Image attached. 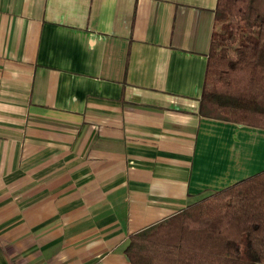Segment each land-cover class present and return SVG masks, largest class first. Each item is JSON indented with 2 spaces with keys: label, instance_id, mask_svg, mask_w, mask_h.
<instances>
[{
  "label": "crops",
  "instance_id": "crops-1",
  "mask_svg": "<svg viewBox=\"0 0 264 264\" xmlns=\"http://www.w3.org/2000/svg\"><path fill=\"white\" fill-rule=\"evenodd\" d=\"M216 0H0V264H130L129 236L264 170L199 114Z\"/></svg>",
  "mask_w": 264,
  "mask_h": 264
},
{
  "label": "trees",
  "instance_id": "trees-1",
  "mask_svg": "<svg viewBox=\"0 0 264 264\" xmlns=\"http://www.w3.org/2000/svg\"><path fill=\"white\" fill-rule=\"evenodd\" d=\"M201 116L264 129V0H216ZM130 264H264V170L129 236Z\"/></svg>",
  "mask_w": 264,
  "mask_h": 264
}]
</instances>
